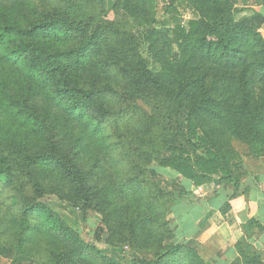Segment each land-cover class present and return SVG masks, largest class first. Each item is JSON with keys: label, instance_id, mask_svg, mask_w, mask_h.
Instances as JSON below:
<instances>
[{"label": "trees", "instance_id": "trees-1", "mask_svg": "<svg viewBox=\"0 0 264 264\" xmlns=\"http://www.w3.org/2000/svg\"><path fill=\"white\" fill-rule=\"evenodd\" d=\"M165 1L0 0V256L116 264L70 218L93 211L118 264H208L150 168L240 188L238 141L264 170V37L230 0Z\"/></svg>", "mask_w": 264, "mask_h": 264}, {"label": "crops", "instance_id": "crops-1", "mask_svg": "<svg viewBox=\"0 0 264 264\" xmlns=\"http://www.w3.org/2000/svg\"><path fill=\"white\" fill-rule=\"evenodd\" d=\"M230 1L239 10L236 20L257 25L264 37V0ZM239 163L240 170H243L241 187L235 188L230 184L225 189L217 188L216 193H221L219 196H222V202L217 197H206L200 187H194L175 171L156 167L180 182L178 191L181 189L194 193V196L196 191L201 193L195 196L193 203L188 197L183 196L184 198H180V201L173 205L172 217L178 224L174 237L177 241L196 248L210 264H238L240 256L235 250V244L241 239L256 247V243L264 247V229L258 227V225L264 227V170L259 165L253 167L246 160ZM231 166L233 171L235 169L238 171L239 166L235 168ZM168 181L172 183V180ZM169 187L171 191L178 192L174 186ZM225 201H228L229 209L221 213L220 208ZM184 209L188 219L180 220V214ZM0 264L17 263L0 256Z\"/></svg>", "mask_w": 264, "mask_h": 264}, {"label": "rangeland", "instance_id": "rangeland-1", "mask_svg": "<svg viewBox=\"0 0 264 264\" xmlns=\"http://www.w3.org/2000/svg\"><path fill=\"white\" fill-rule=\"evenodd\" d=\"M107 2H108V6H110L112 4L113 0H107ZM165 2H166L165 0H156L155 21H157V22L162 21L165 17H169V14L165 11ZM122 16L125 17V15H122ZM184 16L188 17L190 15L185 14ZM144 54H145V52H144ZM146 57L148 58V54H146ZM232 146L238 151V153L241 156V157L232 161V165L234 166V168H235V166H239L238 167V171H239L240 166H241V163H239V161H241V160L247 161L248 160L247 159L248 158L247 146L244 143L238 142V141H233ZM163 155L168 156V153L165 152V153H163ZM156 167L157 166H152L150 168L152 179L154 181H156L160 185V187H162L165 190H170L169 186H174L175 189L178 191L179 190L178 186H180V182L177 181L176 179L172 178V177L167 176L166 174L163 173L162 169L160 171L159 169H156ZM155 170H159V171H155ZM236 171H237V169L234 170V172H236ZM165 173H166V171H165ZM166 178H170V179H166ZM168 180H172V183H171V181H168ZM216 186L217 185H212V186H208L207 189H204V188H200V189L203 191L202 193H204L206 197H217V198H220V200H221L222 196H219V195H221V193L220 194L216 193L217 188H218ZM166 187H168V188H166ZM179 193H181V194H179ZM175 194H177L178 197H181V198H184L183 196H186L191 200L190 202L193 203L195 196L200 195L201 193L199 191H196L195 192L196 195L194 196V193L193 194L192 193L187 194L186 192L184 193V190L180 189V191L175 192ZM178 201H180V198L177 201L173 202V205L177 204ZM220 202H222V200ZM184 206L185 205H182V207H184ZM172 209H173V206H171L170 210H169L170 216H172ZM70 216H72L70 218L72 219V222H74L76 224V228L80 232V235H81L83 240H85L87 242L94 243L97 247H99L104 252V254L107 256V258L111 262L116 263V264L120 263V260H121L120 254L122 252H123V254H127V249L125 248L121 252L120 249H110V248H108V246L105 245V243L103 242V239H102L103 233L102 234L100 232L98 233L97 228H98L99 217H98L97 213H95L93 211H89V212H87V214L84 217H82L80 212L77 211L76 215L71 214ZM183 219L184 220L188 219V214L185 211V209L182 212V214H180V220H183ZM169 240L170 241L171 240H175V241L177 240L176 237H174V233L171 236H169ZM256 245H257V247L255 245L251 244V246L253 248H256L258 251H260L262 253V262H263L262 264H264V247H261L257 243H256ZM14 263H16V262H14ZM31 263H32V260L26 256H21V260L17 261V264H31ZM207 263L210 264L209 262H207Z\"/></svg>", "mask_w": 264, "mask_h": 264}, {"label": "water", "instance_id": "water-1", "mask_svg": "<svg viewBox=\"0 0 264 264\" xmlns=\"http://www.w3.org/2000/svg\"><path fill=\"white\" fill-rule=\"evenodd\" d=\"M263 190H264V187H263Z\"/></svg>", "mask_w": 264, "mask_h": 264}]
</instances>
